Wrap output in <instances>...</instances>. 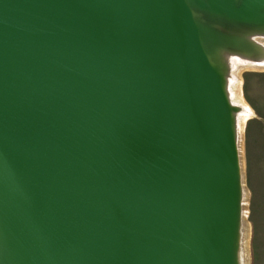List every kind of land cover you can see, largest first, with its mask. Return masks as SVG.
Returning a JSON list of instances; mask_svg holds the SVG:
<instances>
[{
    "label": "water",
    "instance_id": "1",
    "mask_svg": "<svg viewBox=\"0 0 264 264\" xmlns=\"http://www.w3.org/2000/svg\"><path fill=\"white\" fill-rule=\"evenodd\" d=\"M256 36L264 0H0V264H241Z\"/></svg>",
    "mask_w": 264,
    "mask_h": 264
},
{
    "label": "rangeland",
    "instance_id": "2",
    "mask_svg": "<svg viewBox=\"0 0 264 264\" xmlns=\"http://www.w3.org/2000/svg\"><path fill=\"white\" fill-rule=\"evenodd\" d=\"M229 69L228 87L230 80L240 79V94L253 111V115L246 119L243 129L240 130L237 126L236 136L244 196L240 263L264 264V68L242 69L238 73L234 66H229Z\"/></svg>",
    "mask_w": 264,
    "mask_h": 264
},
{
    "label": "bare ground",
    "instance_id": "3",
    "mask_svg": "<svg viewBox=\"0 0 264 264\" xmlns=\"http://www.w3.org/2000/svg\"><path fill=\"white\" fill-rule=\"evenodd\" d=\"M255 39L260 45H262V48L264 50V36H259V37L256 36ZM229 66H232V67L234 66V68L236 69V73H238L242 69H262V68H264V55L261 57H257V58H246V57H242V56H238V55H233V56L229 57ZM237 76H239V75H237ZM239 80L236 78H233L232 81L230 80V87H229L230 95L229 96H231L232 102L234 104L241 106V111H239L237 113V124H238L237 126L241 130V129H243L242 127L244 126L246 119L249 116L253 115V111L245 103L246 101L243 100V97L240 94V91H239L240 83H238ZM243 202H244V200H243ZM245 228H246V226H245ZM246 230H248V229H246ZM247 240H246V242H247Z\"/></svg>",
    "mask_w": 264,
    "mask_h": 264
}]
</instances>
